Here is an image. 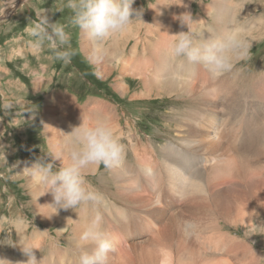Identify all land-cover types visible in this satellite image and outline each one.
<instances>
[{"label": "bare ground", "instance_id": "obj_1", "mask_svg": "<svg viewBox=\"0 0 264 264\" xmlns=\"http://www.w3.org/2000/svg\"><path fill=\"white\" fill-rule=\"evenodd\" d=\"M190 1H180L178 12L181 11L182 14L179 19L183 14L191 12ZM177 9L179 8L176 3L175 10L172 11L175 16ZM211 9L208 8L207 15L213 17L214 27L207 22L202 25L195 24L192 28L195 32V29H199V34L204 39L211 38L210 29L213 35H220L231 27L228 23L233 15L230 1L213 0ZM151 11L158 23L157 28L149 25L147 34L157 36L161 31L163 34L153 37L156 42H151V52L145 51L150 56H136L138 49L134 48L133 55L130 53L132 57L127 58L124 49L119 48L118 42H114L107 49L108 57L98 58L97 54L91 55L93 50L90 45L94 44L89 42L87 35L83 38L85 41L82 52L98 70L101 67L98 60L107 66L114 63L118 65L119 73H114L117 80L114 88L124 98L130 94L137 101L161 99L165 96L173 100L174 95H178L175 100L182 101L185 110H173L176 122L172 126L177 141L175 139L174 142L160 147L153 142L148 143L149 151L146 153L156 158L154 160L145 154V159L137 160L136 157L134 162L129 161L126 149L123 165L109 170V184L102 183L106 195L101 194L102 188H96L94 191L98 194L99 201L90 203L91 207L87 204L80 210L60 209L53 215L50 209H39V205L52 202L51 194L40 197L37 202L39 205L34 203L32 214L34 213L35 219L44 229L31 233L29 223L17 227V249L13 248L16 254H0V259L7 260L10 264H28L29 256L23 251V247H27L34 250L37 264H77L80 252L91 250L90 245H84L79 239L83 226L97 213L102 217V230L115 248V252L109 255V264H225L217 260L218 256L225 254L230 245L235 249L241 246L239 240H229L227 235L221 233L220 223L223 219L228 221L229 217H221L216 213L217 210L212 209L211 204L225 200L226 194L223 196L219 187L225 188L227 193L230 191L231 195L235 193L231 190L236 188L241 196L245 190L253 189L255 183L262 179L257 173L261 176V172H264V140L259 139L260 126L264 128V90H258L253 83L248 88L236 89V80L233 79V82L230 74L214 79L208 71H201L198 64L173 60L169 55L168 61H165L161 47L167 48L172 40L170 35L186 32L187 27L184 28L186 25L182 26L180 21L177 23L179 26L165 21L170 28L162 27L161 23L165 20L163 7L158 6ZM171 16H168L170 21L173 18ZM189 18L188 16L186 22L190 27L192 23H189ZM257 22L246 23V35H252L255 29L261 28L262 23L258 25ZM175 27L178 30L174 34L171 28ZM155 31L159 33L155 34ZM262 35L264 33L259 34ZM93 49L96 50V47ZM130 80L138 81L142 91L132 94V88L127 82ZM54 95L46 100L43 122L51 152L58 150L62 132L69 133L72 127L78 126L73 123L77 115L81 116V121L83 117L94 119L111 116L117 131L124 129L115 109L107 104L99 101L100 103L95 102L90 106L92 102H87L86 107H78L74 98L63 94ZM130 142V146H133L134 141ZM57 163L60 164L59 161ZM21 165L23 167L20 166L22 169L19 170L22 173L27 165ZM100 170L101 166L89 176L95 177ZM105 171L101 176L105 175ZM20 177L25 178V186L29 188L27 177ZM211 185H215L214 190L209 189ZM252 193V199H258L254 190ZM33 195L34 193L30 195V200ZM240 207L241 204L237 203L235 210H240ZM255 211L257 215L262 212L264 215V207ZM148 215L151 220L162 222V226L158 227L161 229L154 231L151 223L146 224L143 217L146 219ZM239 219L229 222L235 226L246 222L245 217ZM53 226L57 228L60 239L53 240ZM61 237H64V243L61 242ZM193 241L198 244V248L193 246ZM235 261V264L244 262L243 258Z\"/></svg>", "mask_w": 264, "mask_h": 264}, {"label": "rangeland", "instance_id": "obj_2", "mask_svg": "<svg viewBox=\"0 0 264 264\" xmlns=\"http://www.w3.org/2000/svg\"><path fill=\"white\" fill-rule=\"evenodd\" d=\"M180 1L135 0L133 9L139 10L142 8L144 10L143 21L145 24L137 22L133 27L135 30L133 29L130 34L127 32L122 36L105 41L104 48L106 52L102 57H108L107 49L114 42H118L119 48L124 49L127 58L132 57L135 49H138L136 56H150L145 51L149 50L151 52L150 44L153 40L156 42L153 37L163 34L161 30H159L161 33L158 31L154 32L155 34H160L157 36H149L147 34L149 25L157 28L158 23L151 13L152 8L163 7L165 20L161 24L162 27L170 28L167 26L168 22L171 25H178L179 15L182 14L181 11L178 12L180 10ZM228 1L232 3V10L237 20L242 22L244 26L246 23L248 24V21L254 22L258 18V25L262 23L261 28L255 29L252 35H246L252 43L249 56L245 61L238 63L232 73H228L230 74L229 77L232 80H236V82L233 80L236 89L248 88L249 84L253 83L258 90H264V35L259 36L260 33H264V0ZM212 2L213 0L190 1L189 5L192 8L188 14L190 17L189 23H192L190 24L191 29L195 24L202 25L207 22L209 26L214 27L213 17L207 15L208 8L211 9L212 7ZM176 3L177 8H179L177 9V16L174 15L175 12H172L175 10ZM66 5L67 0H15V4L9 3L8 0H0V20L4 17L7 19L0 24V215L10 217L22 215L26 218L27 224L29 223L31 233L36 230H43L44 226L38 223L34 213L32 214L34 203L36 202L33 198L30 200L31 190L26 187L25 178L14 174L15 172H20L19 169L23 167L22 163L30 167L32 162L42 156L49 161L51 160V157L46 156V154L51 152V148L46 139V129L43 126L45 119L44 109L50 96L63 94L71 99L74 98L73 100L78 107H83L91 102L90 106L95 102H101V104H107L114 108L120 117L121 127L124 128L120 127L123 130L121 132L118 131V133H121L122 142L125 143L128 150V160L133 162L136 157L137 160L138 158L141 160L140 158L143 159L145 154L147 157L150 156L146 153V151H149L147 144L150 142L160 147L168 144V142H174L175 139L177 141L176 132L172 126L176 122L173 110H185L182 107V101L175 100L178 95H174L173 100L165 96L161 99L152 98L143 99V101L132 99L130 94L125 98L118 95L114 88L117 81L114 73H119L117 70L118 65L114 63L107 66L103 64V61L98 60L97 62L101 66L98 70L90 62V58L82 52V44L85 41L83 38H86L84 37L86 34L72 24L73 12ZM237 9L239 10L237 11ZM37 12L47 14L50 22H58L65 26V30L70 36V48L74 52L70 63L65 64L62 61L50 59L49 57L52 54L47 46L39 55H34L28 50L27 41L30 38L24 29L31 20L36 19ZM170 15H172L170 18H174L171 21L168 17ZM171 29L174 34L177 33L178 29L176 27ZM195 30L199 34V29ZM187 31H189L188 27L186 28ZM199 35L201 36V34ZM94 46L90 45L93 50L91 55L93 53L99 55L98 58L101 57V53L93 49ZM161 48L163 49L164 60L168 61V46L167 48L164 46ZM142 65L144 66L143 61ZM200 69L208 73L202 65H200ZM127 82L132 90H135H131L132 94L142 91V87L139 88L140 83L138 81L130 80ZM6 105L11 107H6ZM55 107L56 105L53 108ZM77 116L73 123L79 126V122L82 121L81 116ZM48 118L51 119L50 116ZM113 118L115 119L116 117ZM108 119L112 121L111 116ZM260 127L259 139L264 140V128L262 125ZM130 141H134L133 146H130ZM151 158L153 160L156 159ZM147 164L148 162H146ZM59 165L56 162V166L59 167ZM20 166L22 167L20 168ZM104 171L106 172L105 175L101 176ZM97 174L95 177L88 175L87 182L93 190L102 188L101 194L105 196L106 193L102 183L109 184V170L101 166V170ZM259 175L257 173V176L262 179L255 183L253 189L245 190L241 196V193H238L236 188L231 190L235 192L231 195L230 191L227 193L225 188L222 187L221 189L219 187L221 194L223 193V196L226 194L224 196L225 200L217 202V204H211L212 209L217 210L216 213L218 212L221 217H229L228 221L224 219L221 221V233L227 235L229 240H239L241 245V249L240 247H237V249L231 248L230 245V249L225 251V254L218 256L219 259L216 257L217 260L225 264H235V259L237 258H243V264H264V228H257V226H264V215H262L263 212L257 215L255 211L259 207H264V172L262 171L261 176ZM213 186L211 185L209 189L212 188L214 190L215 185ZM256 187L258 188L256 189ZM252 190L255 191L258 199H252L254 196ZM10 196L14 197V202L11 206H9L8 202ZM236 199L239 200L237 201ZM236 201L241 204L240 210H235ZM220 203L222 206L219 205ZM226 204H229L228 207ZM89 206L91 207L92 205L89 203ZM237 211L239 212L237 213ZM242 217H245L244 221L246 222L244 224L235 226V224L229 222L230 220L236 221L235 219ZM150 218V215L146 219L143 217L145 222L147 221L146 224H152L151 229L155 231L159 226H162V222L153 221ZM159 229L161 228L157 230ZM56 230L55 226L51 229L53 240L60 239ZM63 239L64 237H61V242L64 243ZM17 240V226L11 223L0 224L1 255L14 256L16 253L13 248L17 249L15 246ZM193 246L198 248V244L194 241ZM231 251L234 253L232 254ZM226 253H229V255Z\"/></svg>", "mask_w": 264, "mask_h": 264}, {"label": "clouds", "instance_id": "obj_3", "mask_svg": "<svg viewBox=\"0 0 264 264\" xmlns=\"http://www.w3.org/2000/svg\"><path fill=\"white\" fill-rule=\"evenodd\" d=\"M8 2L15 4V0ZM134 3L135 0H67L66 6L73 12L72 24L88 36L102 58L106 52L105 41L122 36L137 22L144 23V10L133 9ZM188 16L183 14L179 21L182 26L187 25L189 31L170 35L172 40L167 50L170 58L202 65L214 79L232 73L238 63L248 58L252 47L246 37L248 29L237 20L235 13L228 19L231 27L220 35H213L210 29L209 39H204L188 26ZM24 31L30 38L27 44L32 54L39 55L47 46L52 54L50 59L65 64L71 62L74 52L70 48V36L64 25L52 23L47 14L37 12L36 19L31 20ZM46 156L51 157V160L39 157L30 167H25L22 173L15 172V175L27 177L30 195L34 193L32 198L37 205L40 197L51 194L52 202L39 205V209H50L55 215L60 209L77 210L98 202L99 197L88 184L87 176L100 166L108 170L120 168L126 156V145L110 119L83 117L82 123L72 127L71 132H62L58 150ZM57 161L60 162L59 167L56 166ZM8 202L11 206L14 197L10 196ZM101 220V215L97 213L83 226L79 239L84 245H90L91 250H82L77 264H109V255L115 252V248L102 230ZM4 223L23 227L27 220L22 215H0V224ZM23 251L29 256L28 264H37L34 250L23 247ZM0 264L10 262L0 259Z\"/></svg>", "mask_w": 264, "mask_h": 264}, {"label": "water", "instance_id": "obj_4", "mask_svg": "<svg viewBox=\"0 0 264 264\" xmlns=\"http://www.w3.org/2000/svg\"><path fill=\"white\" fill-rule=\"evenodd\" d=\"M4 20H7L6 17H4L2 20H0V24L4 22Z\"/></svg>", "mask_w": 264, "mask_h": 264}]
</instances>
